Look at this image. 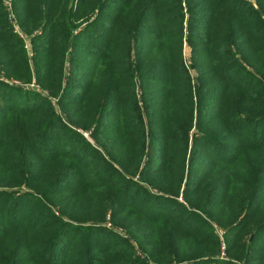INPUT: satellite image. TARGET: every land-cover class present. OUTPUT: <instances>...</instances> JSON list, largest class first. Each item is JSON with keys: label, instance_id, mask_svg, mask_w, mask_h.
<instances>
[{"label": "trees", "instance_id": "16d2710c", "mask_svg": "<svg viewBox=\"0 0 264 264\" xmlns=\"http://www.w3.org/2000/svg\"><path fill=\"white\" fill-rule=\"evenodd\" d=\"M181 3L0 0V264H264V0Z\"/></svg>", "mask_w": 264, "mask_h": 264}, {"label": "rangeland", "instance_id": "374dc122", "mask_svg": "<svg viewBox=\"0 0 264 264\" xmlns=\"http://www.w3.org/2000/svg\"><path fill=\"white\" fill-rule=\"evenodd\" d=\"M182 1V3H181V5H182V7L185 9V0H181ZM249 1H251V2H253L254 0H249ZM185 11V10H184ZM12 16H13V14H12ZM14 18H15V16H14ZM13 25H14V30H15V33H18L21 37H23L24 39H25V48H26V50L27 51H29V49H30V46H29V41H28V38H26L25 36H24V34L20 31V29H19V27L17 26V23H16V21H14L13 22ZM183 47H184V50H183V57H184V60H185V64H187V66L189 67L190 66V64H189V62H188V60H189V48L188 47H186V43H185V40L183 41ZM195 69H190V75H191V77H192V80H194V77H195ZM15 84H17V82H15ZM31 88H33V89H35L36 91H39V92H41V93H43V94H45V91L39 86V85H34L33 83L31 84V86H30ZM139 96H140V94L139 95H135V99H137L139 102L141 101L140 100V98H139ZM143 117H144V120H145V122H144V125H145V130L147 129V121H146V119H147V117H146V115H143ZM73 127V126H72ZM74 127H75V125H74ZM77 131L82 135V136H84V138L86 139V141L90 144V145H96L95 143H94V140H93V138L92 137H90L89 136V130L88 131H84V130H82V129H77ZM189 145H190V141H189ZM189 145H188V147H189ZM96 147V146H95ZM97 150L100 152V150H99V148H97ZM115 167V166H114ZM135 181L138 179V176H135L134 178H133ZM151 191V190H150ZM152 192H154V191H152ZM178 200V202H181V198H178L177 199ZM128 212V210H125V213H127ZM107 217H106V220H105V223H106V227L107 228H109V229H113V230H115L117 233H119L121 236H125L126 235V231H125V229L124 228H116V227H114L112 224L113 223H110L109 222V220H110V214H109V212L107 213V215H106ZM202 216L206 219V220H208V218L202 213ZM217 231H219L220 232V230L217 228ZM246 238H245V243H248V241H249V239H250V237H249V235H247V236H245ZM137 248V247H136ZM222 249H224V247H222ZM219 258H221V259H225V260H231L232 262H234V261H237L236 263L237 264H241V261H239V260H237V259H235L234 257H231V256H228V255H226L225 253H224V251L223 252H221L220 254H219Z\"/></svg>", "mask_w": 264, "mask_h": 264}]
</instances>
